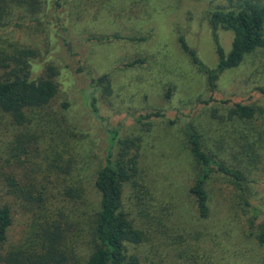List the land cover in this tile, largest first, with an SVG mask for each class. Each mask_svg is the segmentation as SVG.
Instances as JSON below:
<instances>
[{"label": "rangeland", "instance_id": "1", "mask_svg": "<svg viewBox=\"0 0 264 264\" xmlns=\"http://www.w3.org/2000/svg\"><path fill=\"white\" fill-rule=\"evenodd\" d=\"M225 4V0H21L2 14L0 46L18 42L37 48L35 77L47 62L59 68L62 95L52 103L53 114L33 115V123L24 130L39 135L31 164L44 175L47 207L54 216L60 213L67 228V264H88L92 206L100 200L94 176L113 127L122 135L143 136L139 176L136 183L125 185L123 194L124 209L145 233L144 242L130 247L140 264H264V244L257 237L264 226V47L223 72L212 93L205 73L179 41L184 36L207 66L216 67L209 11ZM115 34L122 38L94 39ZM142 35L149 38L128 39ZM218 36L229 51L232 31L219 28ZM104 73L111 77L109 96L91 86V78ZM65 100L70 105L62 123L73 129L68 127L63 135L58 122ZM235 102L255 105L256 115L249 120L227 118ZM213 108L224 117L214 118ZM157 110L165 115L153 117L149 128L143 126L146 130L135 121L138 115ZM187 123L202 135L211 154L244 167L249 203L231 177L214 171L208 182L210 212L200 215L189 191L199 171L188 146ZM15 133L12 125L0 122L1 155ZM70 158L73 172L57 174L51 163L66 166L63 163ZM21 167L16 169L25 172ZM74 179L87 188L85 204L60 199ZM3 198L0 185V201ZM10 200L14 219L0 252L23 242L32 225L22 200L12 195Z\"/></svg>", "mask_w": 264, "mask_h": 264}, {"label": "trees", "instance_id": "2", "mask_svg": "<svg viewBox=\"0 0 264 264\" xmlns=\"http://www.w3.org/2000/svg\"><path fill=\"white\" fill-rule=\"evenodd\" d=\"M21 0H0V25L5 24L2 14L8 12L12 2ZM224 6H217L209 11V23L213 29L218 63L216 67L207 66L198 56L184 36L179 37L183 50L189 54L192 62L207 77V86L210 92H215L218 80L223 72L241 65L245 57L257 48L264 47V0H225ZM31 6V5H29ZM231 30L233 40L231 49L226 51L220 42L218 29ZM88 38V40H111L122 38L120 35H106ZM148 35L132 36L128 39L144 41ZM37 48L10 42L7 47L0 46V122L12 125L16 133L7 145L4 153L0 154V185L5 198L0 201V243L8 241L9 230L13 224V206L10 200L20 198L26 209L32 215V225L28 235L18 245L11 246L0 252V264H67L70 259L65 242L68 237L67 228L61 221L60 213L54 216L50 207H47L46 184L43 176L36 172L37 168L31 164L30 155L34 145L39 141L35 132L24 130L33 123L32 117L41 114V118L51 116L54 112L52 103L62 95L58 80V66L47 62L42 74L33 76L34 61L39 58ZM136 62H131L133 65ZM94 91H102L105 96L112 94L111 77L109 73L91 78ZM264 93V87L261 88ZM226 102H229V100ZM69 102L62 103L63 111L60 114L58 125L63 135L68 124L65 111ZM257 108L252 104L235 102L230 105L227 118L252 119ZM43 115V116H42ZM162 111H151L140 114L135 121L141 127L149 128L153 117H162ZM214 118H223L216 108L212 110ZM52 117H49V121ZM47 125V124H46ZM145 128L143 127V130ZM53 134L55 131L51 129ZM146 130V129H145ZM188 146L193 156L198 175L189 187L195 197L199 213L207 217L210 212L208 182L214 171H218L233 179L234 184L247 194L244 182L246 174L244 167L228 164L208 151L202 135L190 124H186ZM67 145V142H65ZM143 136L139 133L122 135L119 128L108 129V143L103 163L94 176V188L100 200L97 206H92V251L88 264H140V258L130 251V247L137 246L145 241V233L138 227L124 209V187L128 183H136L140 171ZM73 160L70 158L61 165L58 161L51 163L56 169L66 175L74 170ZM22 166V167H21ZM16 167L25 169L19 172ZM87 188L81 180L74 179L62 193L61 200L86 203ZM49 212V213H48ZM60 212V211H59ZM51 213V214H50ZM260 244H264V226L258 233Z\"/></svg>", "mask_w": 264, "mask_h": 264}]
</instances>
